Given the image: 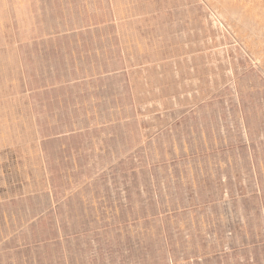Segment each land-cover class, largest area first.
<instances>
[{"label": "rangeland", "instance_id": "374dc122", "mask_svg": "<svg viewBox=\"0 0 264 264\" xmlns=\"http://www.w3.org/2000/svg\"><path fill=\"white\" fill-rule=\"evenodd\" d=\"M0 264H264V0H0Z\"/></svg>", "mask_w": 264, "mask_h": 264}]
</instances>
